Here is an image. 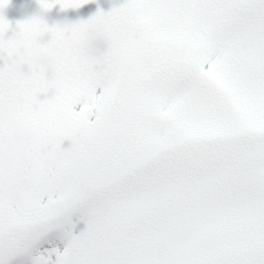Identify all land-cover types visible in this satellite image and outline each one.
<instances>
[{"label":"snow or ice","instance_id":"obj_1","mask_svg":"<svg viewBox=\"0 0 264 264\" xmlns=\"http://www.w3.org/2000/svg\"><path fill=\"white\" fill-rule=\"evenodd\" d=\"M36 2L0 0V264H264V0Z\"/></svg>","mask_w":264,"mask_h":264},{"label":"rangeland","instance_id":"obj_2","mask_svg":"<svg viewBox=\"0 0 264 264\" xmlns=\"http://www.w3.org/2000/svg\"><path fill=\"white\" fill-rule=\"evenodd\" d=\"M31 5H32L34 11H37V9H38V5H37L36 0H32V1H31ZM53 14L55 15L56 13L54 12ZM63 15H67V16H69V17L72 18V19H75V18L78 17V16H75V11H69V12H67V13H64Z\"/></svg>","mask_w":264,"mask_h":264}]
</instances>
